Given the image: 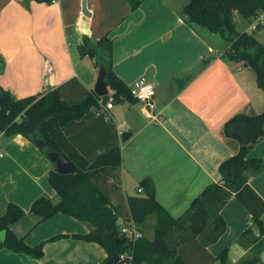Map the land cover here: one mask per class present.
I'll return each instance as SVG.
<instances>
[{
  "label": "crops",
  "instance_id": "1",
  "mask_svg": "<svg viewBox=\"0 0 264 264\" xmlns=\"http://www.w3.org/2000/svg\"><path fill=\"white\" fill-rule=\"evenodd\" d=\"M82 1L56 0L47 5L0 0V88L23 99L77 77L94 91L98 69L92 59L81 57ZM190 1L143 0L132 11L127 0H87L92 13L87 36L97 41L109 34L114 41V71L131 89L147 77L155 86L161 113L150 120L139 103L122 101L109 110L102 107L105 120L98 119L94 114L101 111L94 109V114L65 129L73 156L94 160L120 147L121 166L111 177L106 172L101 183L122 217L130 216L128 198L144 196L141 183L151 179L156 200L175 219L181 218L208 185L220 181L221 163L240 151V142L225 131L227 121L240 113L264 112V91L258 90L257 77L254 80L243 63L226 60L230 42L226 46L219 34L187 20L183 10ZM262 29L245 32L264 45L261 32L256 33ZM120 131L133 135L124 143ZM250 157L264 160V139ZM53 168L34 141L0 134V215L9 203L17 204L27 214L13 232L31 246L46 242L41 260L2 249L0 264H103L107 258L97 243L71 237L47 241L59 234H87L91 230L87 224L61 213L42 220L29 212L37 199L56 197L49 179ZM249 184L264 200V171L251 177ZM220 214L226 232L217 243L205 246L203 236H197L181 245L180 255L187 264H220L216 257L226 248L232 264L248 254L236 241L250 227L251 213L232 197ZM156 222L151 215L138 226L146 239H154ZM119 224H125L123 219ZM4 236L0 232V241Z\"/></svg>",
  "mask_w": 264,
  "mask_h": 264
},
{
  "label": "trees",
  "instance_id": "2",
  "mask_svg": "<svg viewBox=\"0 0 264 264\" xmlns=\"http://www.w3.org/2000/svg\"><path fill=\"white\" fill-rule=\"evenodd\" d=\"M35 1L51 5L56 0ZM127 1L132 11L138 10L143 3V0ZM235 12L253 22L264 12V0H191L183 10L189 22L230 42L225 53L226 60L241 62L252 68L256 72L258 87L264 91V45L252 33L237 31ZM83 40L81 57L92 59L98 70L101 65L105 66L106 82L114 96V104L122 101L137 104L132 89L114 71V41L109 34L97 41L85 35ZM108 99L109 96L101 98L88 90L77 77L23 99L0 88V134L23 135L32 141L44 139L47 146L41 148L43 153L49 149L63 152L77 167L73 175H61L54 167L49 179L56 197L37 199L29 212L42 220L61 213L87 224L91 230L87 234H59L47 241L71 237L97 243L108 254L103 264H125L121 256L131 252L132 264H187L180 255L181 245L197 236H203L205 246L217 243L226 232V222L220 213L230 199L236 197L252 215L250 227L236 241L249 252L236 264H264V200L249 184L251 177L259 176L264 171V160L250 157L253 148L264 139V112L258 115L240 113L227 121L225 131L240 142V151L221 163L220 181L208 185L181 218L175 219L156 200L151 179L141 183L144 196L128 198L130 216L122 217L119 208L113 205L110 193L101 183L102 179H107L106 172L110 176L121 166L120 147L115 146L90 160L80 154L71 155L65 135L68 125L86 119L94 109L101 112L93 114L105 120L102 107L106 106ZM110 126L113 127L112 124ZM115 134L117 136V132ZM114 185L118 188L117 183ZM26 214L17 204L9 203L5 214L0 215V232H5L4 239L0 241V250L8 249L41 260L46 242L31 246L12 229ZM151 215L157 217L153 240L143 237L136 242L127 239L124 243L116 241L125 238L121 235L120 219L125 224H133L140 231L138 226ZM216 260L220 264H232L230 249H224Z\"/></svg>",
  "mask_w": 264,
  "mask_h": 264
},
{
  "label": "built area",
  "instance_id": "3",
  "mask_svg": "<svg viewBox=\"0 0 264 264\" xmlns=\"http://www.w3.org/2000/svg\"><path fill=\"white\" fill-rule=\"evenodd\" d=\"M252 24V30H256L259 27L264 26V15H259L254 19ZM132 91L134 97L138 100V103L141 106V112L143 116L150 120H157L161 113L158 111L157 96L154 84L147 77H142L135 85L134 89H132ZM108 96V103L105 106L107 110L112 109L114 106L113 94L110 92ZM123 132L124 131L119 132L120 137H122ZM222 184L224 183L222 182ZM140 191H143V189H140ZM121 235L124 236L125 239L132 242H136L137 240L144 237L143 234L138 231L133 224L127 223L122 225ZM121 259L126 261L125 264H132V252L123 254Z\"/></svg>",
  "mask_w": 264,
  "mask_h": 264
},
{
  "label": "water",
  "instance_id": "4",
  "mask_svg": "<svg viewBox=\"0 0 264 264\" xmlns=\"http://www.w3.org/2000/svg\"><path fill=\"white\" fill-rule=\"evenodd\" d=\"M82 13L83 20L81 23V31L83 34L88 35L89 31V21L92 17V13L87 7V0L82 1ZM107 70L104 65H101L98 70V79L94 87V92L98 97L108 96L110 93L108 83L106 82ZM132 132L124 131L122 134V141L125 143L132 137ZM34 143L38 148H44L47 146V142L44 139L36 138ZM47 157L50 162L54 165L55 170L61 175H73L77 172V167L69 159V157L62 152L56 151L54 149H49L46 151ZM118 243L126 242L125 238H119L116 240Z\"/></svg>",
  "mask_w": 264,
  "mask_h": 264
},
{
  "label": "rangeland",
  "instance_id": "5",
  "mask_svg": "<svg viewBox=\"0 0 264 264\" xmlns=\"http://www.w3.org/2000/svg\"><path fill=\"white\" fill-rule=\"evenodd\" d=\"M234 21H235V23H236V27H237V31L238 32H240V33H243V32H245L246 31V29H248V28H250L251 29V27H252V22L250 23V21H248V20H246L239 12H235V14H234ZM258 30V29H257ZM261 32V33H260ZM257 34H259L260 33V37L263 39V41H264V29H262V30H260V31H257L256 32ZM224 40V42H226V46H229V43L227 42V40H225V39H223ZM248 72H250V74H251V76H252V78L254 79V80H256V72L252 69V68H249V71ZM258 90H261V89H258ZM264 94V93H263ZM118 108H122L123 107V105H121V104H119L118 106H117ZM245 257V256H244ZM243 257V258H244ZM242 259V258H241ZM241 259H239V260H237V262L238 261H240ZM232 260V259H231Z\"/></svg>",
  "mask_w": 264,
  "mask_h": 264
}]
</instances>
